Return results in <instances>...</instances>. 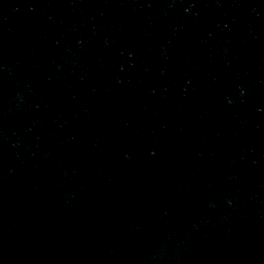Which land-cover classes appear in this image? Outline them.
<instances>
[{"label": "water", "instance_id": "water-1", "mask_svg": "<svg viewBox=\"0 0 264 264\" xmlns=\"http://www.w3.org/2000/svg\"><path fill=\"white\" fill-rule=\"evenodd\" d=\"M0 264H264V0H0Z\"/></svg>", "mask_w": 264, "mask_h": 264}]
</instances>
